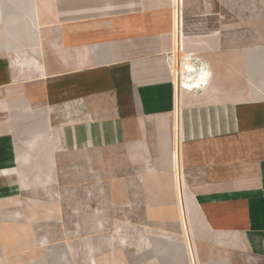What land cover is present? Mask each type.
I'll return each mask as SVG.
<instances>
[{"label":"crops","instance_id":"crops-1","mask_svg":"<svg viewBox=\"0 0 264 264\" xmlns=\"http://www.w3.org/2000/svg\"><path fill=\"white\" fill-rule=\"evenodd\" d=\"M157 174V264H264V0H0L4 226Z\"/></svg>","mask_w":264,"mask_h":264},{"label":"rangeland","instance_id":"rangeland-1","mask_svg":"<svg viewBox=\"0 0 264 264\" xmlns=\"http://www.w3.org/2000/svg\"><path fill=\"white\" fill-rule=\"evenodd\" d=\"M157 175L135 182L127 195L90 186L87 198L67 202L64 192L56 212L44 208L42 222L28 221L26 228L5 227L0 220V264H157L151 241L183 240L171 181Z\"/></svg>","mask_w":264,"mask_h":264},{"label":"bare ground","instance_id":"bare-ground-1","mask_svg":"<svg viewBox=\"0 0 264 264\" xmlns=\"http://www.w3.org/2000/svg\"><path fill=\"white\" fill-rule=\"evenodd\" d=\"M186 68V67H185ZM175 70H176V79H177V83H178V85H179V87H181V86H183L184 85V87L185 88H191V87H193V88H195V87H198L197 86V84H195V83H192V84H189L190 82H188V84H184V83H182L181 82V72L180 71H178L176 68H175ZM189 71V70H188ZM196 71V70H195ZM192 72V71H191ZM191 72H189L190 73V75H191ZM197 73H199V72H197ZM196 73V74H197ZM194 74H195V72H194ZM186 77H188V75L186 74ZM192 77V76H191ZM192 79V78H191ZM195 79V78H194ZM198 79V78H197ZM184 81V80H183ZM189 81H191V80H189ZM186 83V82H185ZM190 90V89H189Z\"/></svg>","mask_w":264,"mask_h":264}]
</instances>
